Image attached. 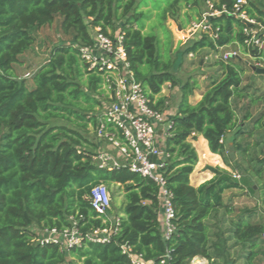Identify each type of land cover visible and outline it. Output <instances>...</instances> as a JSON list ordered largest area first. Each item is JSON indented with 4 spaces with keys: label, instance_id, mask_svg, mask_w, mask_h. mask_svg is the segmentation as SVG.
Listing matches in <instances>:
<instances>
[{
    "label": "trees",
    "instance_id": "obj_1",
    "mask_svg": "<svg viewBox=\"0 0 264 264\" xmlns=\"http://www.w3.org/2000/svg\"><path fill=\"white\" fill-rule=\"evenodd\" d=\"M198 1L0 0V264H131L122 247L142 264H191L195 258L235 264L230 250L240 247L243 264H253L264 245V158H246L256 134L259 139L252 147L264 148V87L255 86L264 76L251 79L253 61L264 62V45H246L248 28L239 16L254 22L251 29L264 27V0H245L237 12L236 0H203L205 9L210 2L218 12L205 22L216 38L198 32L182 52L174 53L164 22H176L181 5L191 7L195 21H200L204 10ZM143 6L157 11L155 22L150 10H140ZM53 25L64 39L41 63L28 66L36 34ZM96 28L112 39L122 36L130 71L154 110L164 114V99L159 97L163 87L178 86L176 112L167 116L170 127L165 137L159 136L158 147L164 155L157 174L172 194L174 212L168 239L163 236L158 183L131 173L127 166L99 169L94 160L101 148L95 137L101 112L97 115L95 109L106 101L100 73L88 69L80 50L93 47ZM228 47L241 56L214 58L217 72L209 76L201 99L191 104L196 82L178 84L172 68L176 63L179 67L184 56L204 49L219 54ZM17 67H25L28 76H20ZM197 136L235 171L208 166L212 178L194 188L189 177L198 157L189 140ZM227 136L232 158L226 151ZM232 172L242 176L236 180ZM100 184L123 193L114 216L110 209L106 218L98 217L90 207V191ZM231 190L256 194L261 208H244L232 216L223 200ZM220 212L227 219L226 230ZM70 218L82 237L80 247L35 241L45 230L70 228ZM103 229L110 230L107 243L87 240Z\"/></svg>",
    "mask_w": 264,
    "mask_h": 264
},
{
    "label": "built area",
    "instance_id": "obj_2",
    "mask_svg": "<svg viewBox=\"0 0 264 264\" xmlns=\"http://www.w3.org/2000/svg\"><path fill=\"white\" fill-rule=\"evenodd\" d=\"M243 4H245V0H236L235 12ZM207 5V11L202 14V19L190 26L189 36L202 32L207 33L210 38H216L211 26L205 22L206 18L218 15V12L213 9L210 2ZM239 17L250 22L251 26L254 25V22L248 20L243 14H240ZM244 33L248 36L246 45L263 47L264 42L261 41L260 36L264 37V27L255 26L252 29L250 27L245 29ZM93 42L91 49H81L80 52L88 69L99 72L103 79L102 99L106 103L101 111L95 137L99 142H107L116 151V157L121 161L118 162L115 156L103 152L98 153L94 160L99 169L113 170L127 166L131 173L151 178L158 183L161 188L163 208V236L168 239L174 231L172 194L165 188L163 177L157 174V170L162 167L160 159L164 155L157 143L160 135L166 136L170 123L166 121L164 114L150 106L141 85L134 79L122 45V36L118 35L112 39L96 28L93 31ZM219 52L215 58L223 61L241 56L239 50L229 47L225 50L219 49ZM245 57L250 58L248 55ZM263 63L253 61L252 68H264ZM24 76L27 77L28 74ZM159 132H161L160 135ZM231 174L232 178L240 179L236 172ZM89 203L98 217H107V213L111 209V200L102 184L91 189ZM70 220L72 219L70 218ZM76 225V222L72 220V226L61 232L55 229L45 230L35 241L40 245L56 244L64 249L78 248L81 246L82 237ZM109 229L95 230L91 235H87V240L99 244L107 243L110 236ZM122 249L123 253L129 256L131 264H142L138 258L129 255L127 247H122Z\"/></svg>",
    "mask_w": 264,
    "mask_h": 264
},
{
    "label": "rangeland",
    "instance_id": "obj_3",
    "mask_svg": "<svg viewBox=\"0 0 264 264\" xmlns=\"http://www.w3.org/2000/svg\"><path fill=\"white\" fill-rule=\"evenodd\" d=\"M198 8H201L202 10H204V13L206 12L207 9H205V5L203 3V0H199L198 1ZM208 2L206 3V7ZM150 5V4H149ZM153 5V3H152ZM140 10L142 11H147L150 10L152 13L151 16V23L155 22V14L157 13V11L151 9L150 6H143L140 8ZM178 18L176 20V22H174L173 20H171L170 18H168L165 22H164V26L167 27V29L170 31L171 35H172V52L176 53L177 51L182 52L189 44H191L192 42V38L191 37L189 40L185 41V43L181 42V36L179 34H177V32H181L178 31V29L180 28L179 25H183L185 27L192 26V24H196L198 23V21H195L194 18H197V13H195L193 10H191V7L189 6H183L181 5L179 7V11H178ZM176 16V17H177ZM150 22H147L146 25L148 26ZM184 27V28H185ZM189 28H185V30L183 29V31H186L187 29V34H188V30ZM180 30V29H179ZM178 35L180 37H178ZM160 38H163L162 34L160 35ZM64 38L61 37L57 32H56V27L55 25H53L52 27L49 28H44L42 30H40L37 34H36V42L34 44L33 50L30 52V54L28 55V66L31 65L32 68H34V66H36L37 64L41 63L48 55L51 47L53 45H55L56 43H58L59 41L63 40ZM180 40V41H179ZM179 41V42H178ZM230 49H236L233 47H229ZM217 54L216 53H212L210 51H208L207 49L201 50L199 53L195 54V55H187L184 56L182 58L181 64L179 67H177V65L175 64L174 67L172 68V72L173 75L175 77V80L178 82V84H184L185 82L189 81V80H194L197 84V92L195 91L193 96L190 98V100H195L197 99L201 94V92L203 91V89H205L206 85L208 84V78L209 76H211L212 74H214L215 72H217V67L214 66V58ZM244 59H248V57L242 56ZM172 59H174V54L172 56ZM264 67V64H263ZM18 68V67H17ZM19 71V75L22 76L23 74L25 75V73L27 72V70H25V67H21L18 68ZM251 75L250 72H248L246 74V76ZM255 86L261 90L264 87V80L257 78L256 79V83ZM179 95L180 92L178 90V86L176 87H171L169 84L165 85L163 87V90L160 94L159 97L164 99V104H163V111L165 114V118H167V116H172L175 112H176V103L179 100ZM99 102H101V98L97 99ZM103 106L100 107H96L95 111L97 113V115L100 114V112L102 111ZM167 120V119H166ZM259 139V134H256L254 137H252L250 139V151H249V155L248 158L246 159H254V161H256L257 159H261L264 158V148L261 149V147H257V148H253L252 145L254 144V142H256ZM101 144H99L101 146V148L99 149V152H103V153H109L112 156H117L116 151L105 141H101ZM192 146L194 147L196 153H197V157H198V162L196 164V166L194 167V171L196 170H201V172H206L209 173L205 170L206 167L211 166V167H219L221 169H225L228 171H235V170H231L229 169L225 163H223V159L221 158V161L219 159H217L218 163H216L214 160H212V158L210 157V155H208L207 153H202L201 152V143H198L197 141H193L191 142ZM230 152H227V155L229 156ZM237 155V154H236ZM233 156H234V151H233ZM232 156V157H233ZM210 157V158H209ZM117 161L120 162L121 160L116 157ZM221 162L223 164H221ZM247 165L244 164V167H246ZM199 168V169H197ZM240 176H242L241 173H239ZM197 175V174H196ZM251 184H253L254 189H257L258 183L256 180H251ZM105 188L106 186L104 184H102ZM107 192L109 193L110 196V200H111V215L114 216V214L116 213L117 209H118V204L120 203L121 199L123 197H120L121 194H118L116 192V187H111L110 191L108 188H106ZM114 193V194H113ZM113 194V196H112ZM121 198V199H120ZM223 200L224 203L226 204H230V207L233 210V213L231 214L232 216H234L236 214V212H238L241 209L244 208H254L256 207L257 209H260V202L258 201V196L255 194L254 196H250L246 193V191H239V190H231V191H227L224 193L223 196ZM219 219L222 220L223 219V229L226 230V226H225V222H226V217H223L222 212H220V214L218 215ZM229 217V216H228ZM225 218V219H224ZM34 230L37 231L36 228H34ZM228 244H231V242H229ZM259 250V255L258 257L253 261V264H264V245L259 246L258 248ZM242 249L240 247H235L233 249L230 250V257L231 259L235 260V264H243V259H241V253H242ZM191 264H208L205 260L203 259H199V258H195L192 260ZM221 264V263H219Z\"/></svg>",
    "mask_w": 264,
    "mask_h": 264
},
{
    "label": "crops",
    "instance_id": "obj_4",
    "mask_svg": "<svg viewBox=\"0 0 264 264\" xmlns=\"http://www.w3.org/2000/svg\"><path fill=\"white\" fill-rule=\"evenodd\" d=\"M185 28H189V26H187V27H185ZM185 28H184V30H185ZM180 29V28H179ZM178 29V31H181V32H177V34H179L180 36H181V41L179 42V43H185V41H187V40H189L191 37H193L194 35H192V36H188V35H186L187 34V29H186V31H183V30H179ZM178 35V37H180ZM204 90L205 89H203V91L201 92V94L200 95H198L199 97L197 98V99H195V100H190V103L191 104H196L200 99H201V95H202V93L204 92ZM197 92V91H196ZM176 106H177V103H176ZM229 139H230V136H227V138H226V151L227 152H229L228 151V148L231 146V143L229 142ZM190 142H193V141H197L198 143H201V152L202 153H207L208 155H210V157L212 158V160H214L216 163H218V161H217V159H219L220 161H221V158L218 156V155H214V154H211L210 152H209V150H208V147H207V143H206V141L202 138V137H200V136H197L196 137V139L195 140H189ZM98 142V144H101L99 141H97ZM161 140L160 141H158V143H157V145H158V147L160 148L161 147ZM195 147V146H194ZM209 157V158H210ZM198 162V161H197ZM224 163V162H223ZM222 162H221V164H223ZM197 169H199V168H197ZM205 170L207 171V172H209L206 168H205ZM197 174V175H196ZM212 178V174L209 172V173H206V172H201V170H196V171H194L193 170V172H192V174L190 175V177H189V182H190V185L192 186V187H194V188H197V187H199L201 184H203V183H205L206 181H208V180H210ZM118 190L116 189V192H117ZM118 194H121L120 195V197H123V193L122 192H117ZM121 199V198H120ZM122 200H123V198L121 199V201H120V203L118 204V207L120 206V204H121V202H122Z\"/></svg>",
    "mask_w": 264,
    "mask_h": 264
},
{
    "label": "water",
    "instance_id": "obj_5",
    "mask_svg": "<svg viewBox=\"0 0 264 264\" xmlns=\"http://www.w3.org/2000/svg\"><path fill=\"white\" fill-rule=\"evenodd\" d=\"M242 23L247 27V28H250L251 27V23L248 22L247 20H244L242 19ZM252 75H251V79H254L256 76H259V75H263L264 76V68H252ZM161 132H159V135H160ZM228 151L230 152L229 154V157L232 158L233 156V148L232 146H230L228 148ZM157 163H159L157 161Z\"/></svg>",
    "mask_w": 264,
    "mask_h": 264
}]
</instances>
